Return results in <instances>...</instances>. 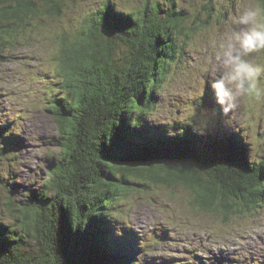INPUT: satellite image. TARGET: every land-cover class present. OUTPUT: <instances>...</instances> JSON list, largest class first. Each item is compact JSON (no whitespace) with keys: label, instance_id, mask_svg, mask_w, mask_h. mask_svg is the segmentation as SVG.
I'll use <instances>...</instances> for the list:
<instances>
[{"label":"trees","instance_id":"trees-1","mask_svg":"<svg viewBox=\"0 0 264 264\" xmlns=\"http://www.w3.org/2000/svg\"><path fill=\"white\" fill-rule=\"evenodd\" d=\"M66 2L0 0V63L20 36L61 17ZM193 30L178 0H140L126 10L101 0L83 24L57 36V83L44 108L57 124L58 149L43 187L27 191L25 202L15 205L17 185L0 176V195L10 188L5 207L14 222L0 219V264H136L107 225L108 211L132 179L143 189L182 180L202 207L227 220L264 205V160L252 158L242 132L219 126L204 135L173 120L157 138L148 120ZM214 101L209 91L200 99L205 106ZM5 135L0 128V158L17 149V138Z\"/></svg>","mask_w":264,"mask_h":264},{"label":"rangeland","instance_id":"rangeland-1","mask_svg":"<svg viewBox=\"0 0 264 264\" xmlns=\"http://www.w3.org/2000/svg\"><path fill=\"white\" fill-rule=\"evenodd\" d=\"M112 2L126 10L140 0ZM178 2L189 13L194 29L192 39L182 61L173 62L174 74L164 81L148 120L155 129L164 130L171 121L180 119L193 124V130L215 135L212 105L200 104L206 89L216 95L211 87L219 75L214 72L213 41L239 27L233 20L244 11L258 8L264 15V0ZM66 3L69 7L61 17L43 19L41 26L20 36L18 47L8 53L9 59L4 58L0 63L1 114L13 122L19 119L22 125L17 132V149L0 158L1 180L14 182L18 188L13 195L15 205L29 198L27 191L35 193L43 187L58 149L57 124L44 108L46 93L57 83V63L53 59L61 50L57 36L83 24L101 0H67ZM203 20L207 22L202 24ZM35 22L39 23L37 19ZM25 38L29 42L23 45ZM249 58L264 63V51L252 53ZM224 100V111L230 116L231 124L235 130L243 129L250 141L252 158L264 160V99L225 97ZM175 126L178 130L174 132L179 135L181 129ZM147 129L143 131L146 135ZM132 180L124 197L116 200L108 211L107 225L113 228V237H119L127 246L120 250L136 256V264H264V205L250 213L244 211L243 218L236 214V221L227 220L202 207L201 196L182 180L168 185L152 183L145 189ZM9 190L7 186L0 195V219L14 226L13 216L5 207Z\"/></svg>","mask_w":264,"mask_h":264},{"label":"clouds","instance_id":"clouds-1","mask_svg":"<svg viewBox=\"0 0 264 264\" xmlns=\"http://www.w3.org/2000/svg\"><path fill=\"white\" fill-rule=\"evenodd\" d=\"M233 23L239 27L212 44L216 59L214 72L219 73L212 87L221 104L225 97L260 101L264 99V83H261L264 63H257L249 56L264 51V15L258 8L246 10Z\"/></svg>","mask_w":264,"mask_h":264}]
</instances>
